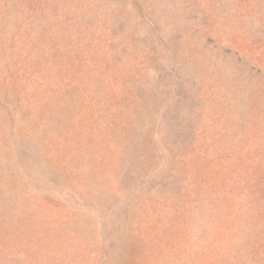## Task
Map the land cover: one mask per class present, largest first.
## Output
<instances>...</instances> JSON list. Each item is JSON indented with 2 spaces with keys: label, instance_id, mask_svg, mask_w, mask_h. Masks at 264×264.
I'll use <instances>...</instances> for the list:
<instances>
[{
  "label": "rangeland",
  "instance_id": "374dc122",
  "mask_svg": "<svg viewBox=\"0 0 264 264\" xmlns=\"http://www.w3.org/2000/svg\"><path fill=\"white\" fill-rule=\"evenodd\" d=\"M61 5L0 80V264H264V0Z\"/></svg>",
  "mask_w": 264,
  "mask_h": 264
},
{
  "label": "trees",
  "instance_id": "16d2710c",
  "mask_svg": "<svg viewBox=\"0 0 264 264\" xmlns=\"http://www.w3.org/2000/svg\"><path fill=\"white\" fill-rule=\"evenodd\" d=\"M63 1L64 0H0V80H5L13 86L21 82H28L29 79L31 80V71L34 69V65L38 66L40 64V59L38 58L39 48L34 47V36L39 34L43 38V36H45V30H47V28L49 30L51 29L52 21L49 19V13L50 11L55 12L52 7L58 5L61 13L66 15L56 18L59 23H63L64 27L71 21V15L67 10H64L61 5ZM28 74L30 76L29 78H27ZM24 77L26 78L23 79ZM0 96V99L4 98L5 94ZM117 98L115 94H112V97H107L111 108L118 105L119 101ZM125 100L126 99L123 98V101ZM138 101L139 100L135 102ZM146 102H143V104H146ZM133 103L128 105V107H131ZM89 114V120L94 123L96 118L93 116L94 113L89 112ZM96 120L98 119L96 118ZM166 135L168 136V134ZM193 140L194 129L191 127L190 129L182 131L177 130L174 144H182V146L188 150ZM132 143L133 146L130 150L132 152L130 154H135L138 149H141L140 145L144 144V137H137ZM128 161L131 162L130 159H128ZM133 173L136 174L137 171L129 169L128 175L130 176V183H134ZM152 177V179L150 176L143 178L142 181L145 187L147 185H153L155 176ZM157 185V187L162 190H166L168 187V190L176 189L179 193L182 190L180 183L171 177L159 179ZM151 193H157V190H151ZM26 204L28 206L30 201H27Z\"/></svg>",
  "mask_w": 264,
  "mask_h": 264
}]
</instances>
